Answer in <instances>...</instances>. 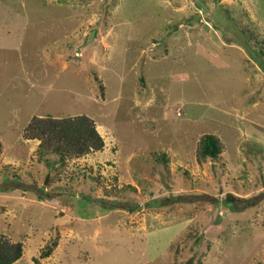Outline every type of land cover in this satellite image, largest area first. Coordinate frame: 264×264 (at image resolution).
<instances>
[{
  "label": "rangeland",
  "instance_id": "obj_1",
  "mask_svg": "<svg viewBox=\"0 0 264 264\" xmlns=\"http://www.w3.org/2000/svg\"><path fill=\"white\" fill-rule=\"evenodd\" d=\"M247 27L264 39V0H0L15 264H264V69ZM83 113L102 151L63 164L23 135L35 115ZM207 133L224 151L200 163ZM114 185L137 190L106 196Z\"/></svg>",
  "mask_w": 264,
  "mask_h": 264
},
{
  "label": "trees",
  "instance_id": "obj_2",
  "mask_svg": "<svg viewBox=\"0 0 264 264\" xmlns=\"http://www.w3.org/2000/svg\"><path fill=\"white\" fill-rule=\"evenodd\" d=\"M227 11L230 13L228 8ZM244 30L249 33L247 41L249 48H251L250 53L255 54L257 52V55L252 56L260 67L264 69V39H256L257 34L251 27H247L241 32H244ZM96 80L100 81L98 77H96ZM142 83L145 85L144 79H142ZM101 88H103L102 85ZM23 135L26 139L40 141L37 149L40 158L53 154L63 164L72 159L84 157L92 152L102 151L105 147V139L99 132L95 119L84 113L64 117L35 115L24 128ZM223 151L224 144L221 138L216 134L207 133L199 140L196 150L197 160L200 163L208 160L218 161ZM160 157L163 161H168L165 153H161ZM104 190L106 196L113 197L118 196L120 193L129 190L136 191L137 189L133 185H124L122 187L114 185L110 188L104 187ZM176 197L171 196L170 198L175 199ZM164 201L162 200L160 204L163 205ZM155 203L159 202L155 201ZM58 245L59 238L52 239L41 252V257H50ZM23 253V242H12L9 238L0 234V264H15L22 258ZM34 264L43 263L36 258L34 259Z\"/></svg>",
  "mask_w": 264,
  "mask_h": 264
},
{
  "label": "crops",
  "instance_id": "obj_3",
  "mask_svg": "<svg viewBox=\"0 0 264 264\" xmlns=\"http://www.w3.org/2000/svg\"><path fill=\"white\" fill-rule=\"evenodd\" d=\"M2 76V75H1Z\"/></svg>",
  "mask_w": 264,
  "mask_h": 264
}]
</instances>
